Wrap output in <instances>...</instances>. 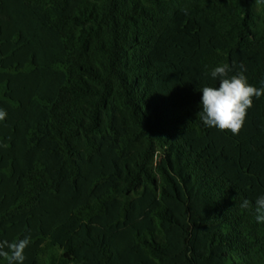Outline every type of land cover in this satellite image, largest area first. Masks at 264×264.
<instances>
[{
    "label": "trees",
    "instance_id": "obj_1",
    "mask_svg": "<svg viewBox=\"0 0 264 264\" xmlns=\"http://www.w3.org/2000/svg\"><path fill=\"white\" fill-rule=\"evenodd\" d=\"M224 64L264 87V0H0V241L30 238L23 264H264V96L238 135L198 115Z\"/></svg>",
    "mask_w": 264,
    "mask_h": 264
},
{
    "label": "clouds",
    "instance_id": "obj_2",
    "mask_svg": "<svg viewBox=\"0 0 264 264\" xmlns=\"http://www.w3.org/2000/svg\"><path fill=\"white\" fill-rule=\"evenodd\" d=\"M230 68L227 64L213 68L210 76L219 80L218 86H204L202 90V111L198 114L208 127L218 128L221 131H231L238 135L243 128L248 109L253 106L254 98L264 96V87L257 88L249 84L247 77L241 72L229 76ZM6 112L0 109V120H4ZM256 220L264 223V195L256 199ZM242 208L249 206L244 200ZM30 238L19 241H0V256L6 257L8 264H23L24 250L29 245Z\"/></svg>",
    "mask_w": 264,
    "mask_h": 264
}]
</instances>
